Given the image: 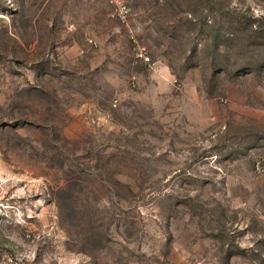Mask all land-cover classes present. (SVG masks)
<instances>
[{
  "label": "rangeland",
  "instance_id": "obj_1",
  "mask_svg": "<svg viewBox=\"0 0 264 264\" xmlns=\"http://www.w3.org/2000/svg\"><path fill=\"white\" fill-rule=\"evenodd\" d=\"M122 1L0 0V264H264V0Z\"/></svg>",
  "mask_w": 264,
  "mask_h": 264
},
{
  "label": "built area",
  "instance_id": "obj_2",
  "mask_svg": "<svg viewBox=\"0 0 264 264\" xmlns=\"http://www.w3.org/2000/svg\"><path fill=\"white\" fill-rule=\"evenodd\" d=\"M111 11L109 17L120 23H126L130 17V9L122 0H109ZM91 43V41H89ZM135 61L145 66H150V59L143 47L135 44ZM252 168L254 173L264 181V159L259 158L253 161Z\"/></svg>",
  "mask_w": 264,
  "mask_h": 264
},
{
  "label": "trees",
  "instance_id": "obj_3",
  "mask_svg": "<svg viewBox=\"0 0 264 264\" xmlns=\"http://www.w3.org/2000/svg\"><path fill=\"white\" fill-rule=\"evenodd\" d=\"M219 37H220V36H219V34L217 33V34L215 35L214 40H213V45H214V46L217 45V42H218V40L220 39Z\"/></svg>",
  "mask_w": 264,
  "mask_h": 264
}]
</instances>
